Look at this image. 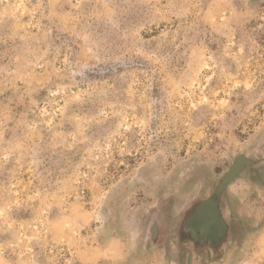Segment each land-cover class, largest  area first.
Masks as SVG:
<instances>
[{"label":"rangeland","instance_id":"obj_1","mask_svg":"<svg viewBox=\"0 0 264 264\" xmlns=\"http://www.w3.org/2000/svg\"><path fill=\"white\" fill-rule=\"evenodd\" d=\"M0 264H264V0H0Z\"/></svg>","mask_w":264,"mask_h":264},{"label":"flooded vegetation","instance_id":"obj_2","mask_svg":"<svg viewBox=\"0 0 264 264\" xmlns=\"http://www.w3.org/2000/svg\"><path fill=\"white\" fill-rule=\"evenodd\" d=\"M151 220V224L147 229L149 240L153 246L166 247L167 238L163 235L164 227L161 224L162 217L160 216L159 218V216L156 215ZM189 222V236L193 237V240H190L191 242L194 241V244L191 245V248H208V245H206L205 242L207 243L209 239L215 241L212 245H215V243L218 242L217 240L224 238V236L226 240L228 228L227 223L224 221L214 206H204L203 212L199 213L198 215L195 213L191 215ZM177 232H179L180 235L183 232V228H181V222L179 223ZM197 242H203L204 244H198Z\"/></svg>","mask_w":264,"mask_h":264},{"label":"water","instance_id":"obj_3","mask_svg":"<svg viewBox=\"0 0 264 264\" xmlns=\"http://www.w3.org/2000/svg\"><path fill=\"white\" fill-rule=\"evenodd\" d=\"M242 164H243V161L241 159H237L235 161L232 168L224 176L221 182V186H224L225 184L229 183L231 180H233L237 176V174L239 173L241 169Z\"/></svg>","mask_w":264,"mask_h":264}]
</instances>
